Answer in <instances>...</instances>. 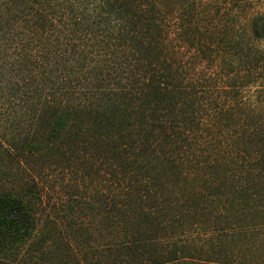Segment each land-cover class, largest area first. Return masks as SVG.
<instances>
[{
  "label": "trees",
  "instance_id": "1",
  "mask_svg": "<svg viewBox=\"0 0 264 264\" xmlns=\"http://www.w3.org/2000/svg\"><path fill=\"white\" fill-rule=\"evenodd\" d=\"M0 264H264V0H0Z\"/></svg>",
  "mask_w": 264,
  "mask_h": 264
}]
</instances>
